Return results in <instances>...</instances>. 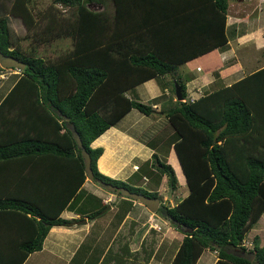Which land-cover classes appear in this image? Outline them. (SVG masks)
<instances>
[{
  "label": "trees",
  "instance_id": "trees-1",
  "mask_svg": "<svg viewBox=\"0 0 264 264\" xmlns=\"http://www.w3.org/2000/svg\"><path fill=\"white\" fill-rule=\"evenodd\" d=\"M52 1L76 7L80 15L77 49L59 63H44L10 49L6 20L0 16V52L25 63L0 101V168H17L22 172L17 177H37L41 185L28 194L15 190L18 195L12 198L0 195V213L21 217L24 221L19 225L28 230L16 240V247L0 248V264H21L30 252L40 249L50 226L69 222L59 213L85 178L69 124L89 154L93 181L157 197L155 191L98 172L95 163L101 148L89 144L131 108L144 115L154 113L149 105L124 98V89L155 75H170L177 64L225 43V0H112L110 22L82 0ZM145 1L158 3V13L156 8H145ZM23 4L24 0H13L11 13L25 21L31 16ZM202 12L208 16L199 25ZM156 30H161L158 40L176 42L179 38L181 45H198V52L179 56L172 47L167 53L160 51L151 36ZM201 31L218 33V40L197 41ZM175 81L182 99L183 84ZM181 99L162 110L173 129L170 145L188 189L175 205L161 204L155 212L182 235L169 264H195L204 249L216 251L214 264H264V244L258 246L253 240L250 246L242 245L245 233L264 210V66L192 102ZM150 158L155 163L150 161L148 168L166 175L173 190L172 168L155 153ZM142 167V172L147 170L146 163ZM48 168L56 170V176ZM33 169L44 173L32 174ZM59 171L68 172L65 180L70 186L63 200L49 188L50 182L55 183L52 179L60 177ZM100 210L90 211L87 218ZM229 249L254 255L249 261Z\"/></svg>",
  "mask_w": 264,
  "mask_h": 264
},
{
  "label": "crops",
  "instance_id": "crops-1",
  "mask_svg": "<svg viewBox=\"0 0 264 264\" xmlns=\"http://www.w3.org/2000/svg\"><path fill=\"white\" fill-rule=\"evenodd\" d=\"M239 2L244 6L236 8L234 5ZM225 3V21L223 29L225 43L223 45L213 47L205 53L188 58L182 63L177 64L174 71L171 73L172 75H155L140 83L127 87L121 92V95L127 100L139 101L149 105L154 112H157L160 109L162 111L171 107L174 104V101H177L175 97H172L174 96V92L171 90V86H174L175 84L177 85L175 79L181 82L184 87V98H182L181 101L192 102L203 95L213 92L214 90L229 86L242 79L247 74L263 67L264 0H225ZM157 4L158 3L154 2L147 3L145 1V8H156L158 13L159 7ZM237 9L241 10L242 15L236 14L238 13ZM191 10L195 15V10ZM187 11L189 12V10ZM196 11L199 13V10ZM213 14L214 11L212 10L211 16ZM201 15H203V17L199 20V25H203V23L206 22L204 21V17L208 16L207 14H204V12H202ZM215 19L216 17H213L212 21L215 22ZM160 31L161 30H156L151 33L152 38L158 43H156V45L154 44V47L158 48L160 51L167 53L169 52V47H172L174 49L173 51L179 56L183 54H190L192 52H198V45H195V48L188 43L181 45L180 43H182V41L179 38L176 39V42L158 40L160 38ZM196 40H201L205 44L212 41L216 42L218 40V33L213 32L211 35H206L204 31H201V36ZM194 49H196V51H194ZM240 60L247 61V64H243L240 68V64L238 63ZM213 71L215 77L212 78L211 72ZM108 77H110V79L111 77H114L113 71H110ZM7 80L8 79L0 82V86L2 85V88L4 86L6 87H4L3 91L2 89L0 91V101L5 97L6 93L15 81L11 78L9 82ZM7 83L10 84L7 85ZM106 104L107 108H110V101H107ZM131 109L125 111L119 118L109 125L107 129L93 139L89 146L91 148H101V154L97 157L95 163L98 172L110 179L122 181L129 186L139 187L146 191L157 192L162 187L161 184L158 185L155 190H152L145 188V184H143V187L135 182L127 183L128 178H130L133 173L139 171V169L137 170L134 167H140V165L136 163H130V160L141 158V162L144 164L150 158L152 153H155L160 160L159 155L155 151V143L159 142V140L155 143L152 141L147 143L141 140L144 136V130H139V132H130L129 129L124 127L122 124L119 126L116 125V123ZM153 114L154 113L145 115V117H150L149 120H151V116ZM140 117L141 115L131 116L133 119L131 124L139 122ZM171 150L173 151L172 147ZM176 161L177 159L175 157L174 161L171 163L174 165L176 164ZM126 166L130 169L128 172L123 171ZM174 168L176 171V167ZM48 169V173L56 176V173H54L56 170L54 171L53 168ZM36 170L33 169L30 173L37 174L38 172ZM40 172L44 173V170ZM45 172H47V169ZM59 172L60 177L52 179V183H55L52 186L50 182L51 187L49 188L53 189V192L56 194L58 193L57 197L63 200L66 198L65 196L68 195L70 186L69 184H66L67 181L65 180L68 172ZM17 175H22V172H20L17 168H3V166L0 168V185H3L0 186L1 196H17V193L14 194L15 190L31 191L38 189V187L41 186L40 183L36 181L37 177L32 178L28 175L27 178H19ZM141 178L144 182H147L146 174H143ZM89 181L90 180L86 177L84 178L77 191L60 211L59 217L69 220L67 225L50 226L41 243L40 249L30 252L28 255H32L34 252L35 254L45 252L46 255L50 256V260L47 261L48 264H55L58 260H60L62 264H86L88 260L83 259L84 257H76V254L84 239L88 238L90 241L92 239V234H94V241H96V243L101 241L102 243V249L99 250V256L96 259L95 264H101L103 262H105V264H114L117 253H120V260L123 262L127 261L126 259H129V256H131L132 261L131 252L133 249H131L132 244L128 240V236H132L133 232L138 231H132V227L130 225L134 224L133 226H137V228L141 229V225L145 224V217L143 219L142 215V212L145 211V207L137 201L128 200L124 197L118 196V198H114L111 194H106L105 192L100 191L99 188L91 184ZM3 189H5V191H3ZM93 198L96 201H92ZM88 201L91 202L92 205H86ZM120 201L126 202L124 209L121 208ZM41 204L45 205L46 203H40V206ZM96 204H99V207L95 208ZM106 205H108V210L116 209L117 211L118 208L122 209V215L116 227L112 225V219L101 220L100 214L93 218H87V214L90 211L100 210ZM22 221L24 220L17 215L0 213V248L5 247L6 245L8 247H16V240L21 239V237H23V233L25 234V232L28 231L25 227H21V225H19ZM124 226L126 227V230L123 233L128 234V236L123 239V236L119 235V231L123 229ZM94 227L99 228L98 232L94 231ZM144 230L145 228H143V238L145 236ZM171 231L167 230L168 233ZM169 235L170 237L172 236L171 233ZM117 238L122 240L121 244L117 243ZM181 238L182 235L180 236V240ZM253 240H255L258 246H262L264 244V210L245 233L242 245H252ZM113 244L114 248H112ZM228 251L234 254L242 253L232 249H229ZM52 259H54V261L51 263ZM216 259V251L204 249L197 258L195 264H214ZM23 262L21 264H26Z\"/></svg>",
  "mask_w": 264,
  "mask_h": 264
},
{
  "label": "rangeland",
  "instance_id": "rangeland-1",
  "mask_svg": "<svg viewBox=\"0 0 264 264\" xmlns=\"http://www.w3.org/2000/svg\"><path fill=\"white\" fill-rule=\"evenodd\" d=\"M12 2L13 0H0V16H4L6 20L10 49L15 48L16 50L20 51L21 54L33 56L35 58H41L44 63L62 62L64 55L68 54V52L70 54L73 49H77L75 45V39L80 32L78 27V19L80 18V15L77 14L76 7H66L59 3H55L52 0H24V8L31 16L30 18H25L24 21L20 16L12 15ZM82 3L84 6L93 9L94 11L103 12L104 15H107L108 22L111 21L110 18L114 11L112 0H82ZM234 6L239 8L243 7L244 5L239 2L235 3ZM18 10L19 9L16 11L18 12ZM236 14L242 15L241 10H238V13ZM81 28L83 29L84 27ZM241 61L242 60L238 62L240 64V68L243 64H247V61ZM19 74V71L15 68L0 69V82H3V80L6 79H8L7 81L9 82L10 78L12 80H16ZM211 77H215L214 71L211 72ZM9 84L10 83H7V85ZM4 87L2 88L1 85L0 91L1 89L3 91ZM172 97H175V95ZM134 115H141V117L139 118V122L131 124V121H133L131 116ZM149 118L150 117H145V115L131 109L127 114L124 115L122 119L116 123V125L119 126L122 124L124 127H127L130 132H139V130H144V136L141 140L147 143H150V141L155 143L159 140V142L155 143V151L159 155L160 160L172 168V172L176 179L175 187L173 190H170L169 193L170 187L168 186L166 175H160L155 172L153 168H148L150 161L153 165L155 163V161L151 160V158L146 161L147 172L145 169L142 172L143 163L141 162V158H135L134 160L129 161L130 163H136L140 165L141 168L139 171L133 173L130 178H128L127 183L135 182L136 184H139L143 187V184H145V188L152 190H155L158 185L161 184L162 187L156 192L159 203L160 205L163 204L167 205L168 207H172V205H174L188 193L183 174L180 172L177 161L174 165L171 163L175 158L170 145L171 139L174 135L173 129L168 124L161 109L157 112H154V114L151 116L152 121L149 120ZM173 166L176 167V171ZM129 170V167L126 166L124 167L123 171L128 172ZM143 174H146L147 182H144L141 178ZM89 182L99 188L100 191L105 192L106 194H111V196L114 198H118V195L101 188L96 181L90 180ZM28 193L29 191L27 194ZM126 199L131 200L129 198ZM92 201L96 200L93 198ZM120 203L121 208L124 209L126 202L120 201ZM86 205H92V203L88 201ZM108 205L104 206L99 211L101 216L100 219H112V225L116 227L122 215V209L118 208L117 211L116 209L108 210ZM97 207H99V204H96L95 208ZM142 215L143 219L145 217V224L141 225V229L137 228V226H133L134 224L130 225L132 227V231L138 232H133L132 236H128V234L123 233L126 230L125 226L119 231V235H122L123 239L128 236V240L132 244V261L131 256H129V259L127 258V261L123 262L120 260V253H117L114 264H169L174 251L179 245L181 234L172 226H170L168 221L156 213L149 212L146 208L145 211L142 212ZM143 228H145L144 238ZM98 230L99 228L94 227V231L98 232ZM167 230L176 231H171L170 233L172 236L170 237V233H168ZM117 240V243L121 244L122 240L119 238H117ZM112 248H114V244L112 245ZM101 249V241L96 243V241H94V234H92V239L90 241L88 238L84 239L76 254V257H84L83 259L88 260L86 264H95V261L99 256V250ZM13 252L15 251H9V253ZM49 260L50 256L46 255L45 252H41L39 254H35L34 252L32 255H28L23 263L48 264L47 261ZM53 261L54 259H52L51 263ZM55 264L62 263L60 260H58L55 262ZM101 264H105V262Z\"/></svg>",
  "mask_w": 264,
  "mask_h": 264
},
{
  "label": "water",
  "instance_id": "water-1",
  "mask_svg": "<svg viewBox=\"0 0 264 264\" xmlns=\"http://www.w3.org/2000/svg\"><path fill=\"white\" fill-rule=\"evenodd\" d=\"M24 66H25V63L23 61L15 58L13 56H10V55H4L0 52V69L15 68V69L20 71L24 68ZM174 95H175L176 100L181 99L180 91H179V88L176 84L174 85ZM68 129L70 131V135H71L72 139L74 140L76 149L80 153L82 163H83V169H84L85 177L88 180H93V173H92V170L90 168L89 154L87 153V151L85 150V148L81 144V140H80L77 132L75 131V129L73 128V126L71 124L68 126ZM96 182L100 185L101 188H103L104 190H106L108 192L116 194L120 197H125V198H129L131 200L138 201L151 213H155L158 210L159 200L157 197H150V196H147V195L140 193V192L131 191L127 187L113 185L109 182H103L100 180H96ZM169 193H170V189H169ZM237 255L244 257L250 261L253 258L254 254L252 252L251 253L242 252L241 254H237Z\"/></svg>",
  "mask_w": 264,
  "mask_h": 264
},
{
  "label": "built area",
  "instance_id": "built-area-1",
  "mask_svg": "<svg viewBox=\"0 0 264 264\" xmlns=\"http://www.w3.org/2000/svg\"><path fill=\"white\" fill-rule=\"evenodd\" d=\"M135 169H137V167H134ZM243 245H245V246H250V244H243Z\"/></svg>",
  "mask_w": 264,
  "mask_h": 264
},
{
  "label": "flooded vegetation",
  "instance_id": "flooded-vegetation-1",
  "mask_svg": "<svg viewBox=\"0 0 264 264\" xmlns=\"http://www.w3.org/2000/svg\"><path fill=\"white\" fill-rule=\"evenodd\" d=\"M118 186V185H117ZM161 205H160V203H159V206H158V208L160 207Z\"/></svg>",
  "mask_w": 264,
  "mask_h": 264
}]
</instances>
